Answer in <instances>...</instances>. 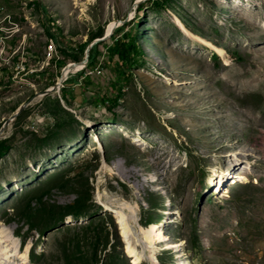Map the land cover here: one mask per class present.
Masks as SVG:
<instances>
[{
  "label": "rangeland",
  "instance_id": "obj_1",
  "mask_svg": "<svg viewBox=\"0 0 264 264\" xmlns=\"http://www.w3.org/2000/svg\"><path fill=\"white\" fill-rule=\"evenodd\" d=\"M1 141L3 264H264V0H0Z\"/></svg>",
  "mask_w": 264,
  "mask_h": 264
},
{
  "label": "trees",
  "instance_id": "obj_2",
  "mask_svg": "<svg viewBox=\"0 0 264 264\" xmlns=\"http://www.w3.org/2000/svg\"><path fill=\"white\" fill-rule=\"evenodd\" d=\"M152 4L158 5V2L156 3V1H153ZM137 22L135 24H137ZM128 25H129L128 23H124L122 26L118 27L115 30V32L113 34L114 41H113L112 45L108 48V50L113 55H118L120 57L119 64H118L120 67H125V64H126L125 61L128 59V57H129V59H131L133 57L135 58V57H138L139 55H141L143 53V49L137 41V34L134 33V31L128 33L127 38L122 36V33L124 32V30H126V27ZM51 38H52V40H56L58 42L57 36L51 34ZM100 44L101 43L95 44L94 47L90 50L89 60H88L86 67L83 65V63H81L82 66L90 69L91 71L95 70L98 66V57L101 54ZM89 45H90L89 43L80 45L79 51L82 55L85 54ZM59 64L63 65V62L60 61ZM83 71L84 70H82L80 72L77 71L78 72L77 76H80V78L82 77L83 79H85L88 77V75L84 76L85 72H83ZM67 76H65V77H67ZM72 78L73 77L71 76L65 82H69V83L74 82L72 80ZM62 97L63 98L65 97V92L62 93ZM10 149H11L10 146L7 145V143L5 141H1L0 142V158H3L6 155H8ZM106 159H107V161H109L108 158H106ZM76 196H77L76 200L74 201L73 204H70L67 206L52 205V208H51L52 212H54V210L56 208H58V209H61V213H60L59 217L54 220L53 226L51 228H56V226L58 227L60 224H63L65 218L67 216H70V215L73 216L76 220L83 218V217H88L89 208H90V206H93V204H94L92 196L89 195V197L86 198L85 195H83L79 192H76ZM41 203H42V199H40L39 205H41ZM149 204H151V201H149ZM154 208H156V207H153V209ZM109 218L111 219L112 223L114 224L112 217H109ZM150 224H152V223H150ZM33 227H35V226L32 225L31 228L33 229ZM92 227H93V225H91V223H89V225H87L86 228L89 230ZM91 239L93 242V248H95V255H97L100 244H102L99 233L97 232V234H95ZM116 240L119 244L120 237L118 236V234H116ZM98 263H100V261Z\"/></svg>",
  "mask_w": 264,
  "mask_h": 264
},
{
  "label": "bare ground",
  "instance_id": "obj_3",
  "mask_svg": "<svg viewBox=\"0 0 264 264\" xmlns=\"http://www.w3.org/2000/svg\"><path fill=\"white\" fill-rule=\"evenodd\" d=\"M220 196L223 195V193H220L219 194ZM121 227H122V231H123V237H125L126 239H128L129 237V233H128V229H127V226L125 224V222H121ZM146 235H148V242H150L151 244H155V245H161L164 243L165 241V238H166V232H165V227L164 225H162V223H153L152 225H150L148 227V229L146 231H143ZM5 235H4V232L3 231H0V264H3L4 262V257L2 254L3 251H4V247H5V244L8 242V241H5ZM7 240V238H6ZM131 245V244H130ZM128 246V245H127ZM5 252V251H4ZM127 253H128V256L129 257H132L134 258L135 257V254H136V251L134 250L133 247L129 246L128 249H127ZM3 260V261H2ZM183 264V263H181Z\"/></svg>",
  "mask_w": 264,
  "mask_h": 264
},
{
  "label": "water",
  "instance_id": "obj_4",
  "mask_svg": "<svg viewBox=\"0 0 264 264\" xmlns=\"http://www.w3.org/2000/svg\"><path fill=\"white\" fill-rule=\"evenodd\" d=\"M140 1H141V0H140ZM124 23H126V21H122V24H124ZM112 32H113V31H111L110 33H108L106 37L110 36V34H111ZM98 42H99V41L94 42V43H93L92 45H90V46L88 47V49L86 50V52H85V57H84V61L82 62L84 66H86L87 63H88L90 50H91V49L94 47V45L97 44ZM62 78H63V79H62L61 81H64V76H62ZM57 88H58V87H54L53 89H48V90L44 93V95H46V94H48V93H50V92L56 90ZM23 110H24V106H21L20 108H18L17 111L14 113V118H16L17 116H19V115L22 113Z\"/></svg>",
  "mask_w": 264,
  "mask_h": 264
}]
</instances>
